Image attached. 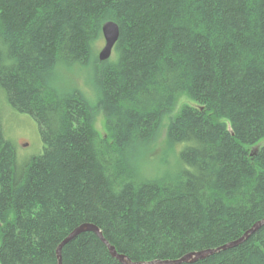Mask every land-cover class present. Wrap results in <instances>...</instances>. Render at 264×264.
I'll use <instances>...</instances> for the list:
<instances>
[{
    "label": "trees",
    "instance_id": "16d2710c",
    "mask_svg": "<svg viewBox=\"0 0 264 264\" xmlns=\"http://www.w3.org/2000/svg\"><path fill=\"white\" fill-rule=\"evenodd\" d=\"M109 21L120 34L101 62ZM0 46V89L43 143L18 163L0 108V264H58L83 224L150 263L217 249L264 220V0H0ZM61 64L92 67L94 102L53 88ZM163 129L178 168L146 177ZM62 260L121 264L94 232ZM183 264H264V226Z\"/></svg>",
    "mask_w": 264,
    "mask_h": 264
},
{
    "label": "rangeland",
    "instance_id": "374dc122",
    "mask_svg": "<svg viewBox=\"0 0 264 264\" xmlns=\"http://www.w3.org/2000/svg\"><path fill=\"white\" fill-rule=\"evenodd\" d=\"M104 38L96 44L97 56L104 47ZM2 47L0 46V51ZM113 57V55H112ZM92 67H83L79 65L65 66L59 65L51 76L53 88L63 92H70L78 89L89 98L95 101V92H93L89 77L91 78ZM186 96H181L174 110L176 114L184 103H188ZM0 108L5 112V136L15 146L17 162L23 164L31 158L40 155L43 152V143L40 136L39 126L36 120L26 114L18 112L12 113L6 101V93L0 89ZM167 120L165 121V124ZM96 130L103 136L107 137L106 119L102 112L96 113L95 117ZM154 151L147 158L142 168V174L146 177L155 178L164 175L167 171L178 168L177 156L179 147L169 148L165 144V129L162 137L158 140Z\"/></svg>",
    "mask_w": 264,
    "mask_h": 264
},
{
    "label": "water",
    "instance_id": "95a60500",
    "mask_svg": "<svg viewBox=\"0 0 264 264\" xmlns=\"http://www.w3.org/2000/svg\"><path fill=\"white\" fill-rule=\"evenodd\" d=\"M119 26L114 21L106 22L102 27V35L105 40V45L100 51L98 57L101 62L107 61L111 58L114 47L119 39ZM256 147L252 149V154L257 153ZM264 226V220L256 223L249 231H247L241 238L236 241H232L224 246H221L217 249L192 252L180 259L177 260H166V261H152L150 263H142V262H133L130 258L125 255L119 254L116 248L109 244V242L103 236V233L100 231L98 227L93 224H83L75 229L58 247L57 249V261L58 264H63L62 260V249L63 247L74 240L80 234L84 232H94L98 238L108 247L110 254L112 257L117 259L121 264H183V263H195L197 261L204 260L209 256H212L218 252L225 251L228 249H232L238 247L245 243L254 233H256L261 227Z\"/></svg>",
    "mask_w": 264,
    "mask_h": 264
}]
</instances>
